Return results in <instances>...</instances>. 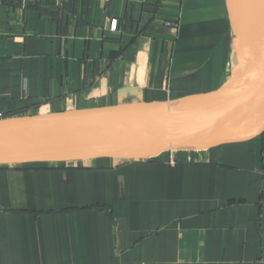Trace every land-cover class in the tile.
Returning <instances> with one entry per match:
<instances>
[{"label": "crops", "instance_id": "0c3cea01", "mask_svg": "<svg viewBox=\"0 0 264 264\" xmlns=\"http://www.w3.org/2000/svg\"><path fill=\"white\" fill-rule=\"evenodd\" d=\"M249 68L264 70V9L0 0V118L199 97ZM0 264H264V134L148 160L1 166Z\"/></svg>", "mask_w": 264, "mask_h": 264}, {"label": "water", "instance_id": "95a60500", "mask_svg": "<svg viewBox=\"0 0 264 264\" xmlns=\"http://www.w3.org/2000/svg\"><path fill=\"white\" fill-rule=\"evenodd\" d=\"M230 14L264 0H227ZM264 134V70L247 69L227 90L171 101L134 102L0 118V167L27 163L148 160Z\"/></svg>", "mask_w": 264, "mask_h": 264}, {"label": "trees", "instance_id": "16d2710c", "mask_svg": "<svg viewBox=\"0 0 264 264\" xmlns=\"http://www.w3.org/2000/svg\"><path fill=\"white\" fill-rule=\"evenodd\" d=\"M106 159H110V158H106ZM60 165L61 164H64V163H59ZM29 165H49V163H46V162H36V163H27L25 164V166H29Z\"/></svg>", "mask_w": 264, "mask_h": 264}, {"label": "built area", "instance_id": "2783aa9c", "mask_svg": "<svg viewBox=\"0 0 264 264\" xmlns=\"http://www.w3.org/2000/svg\"><path fill=\"white\" fill-rule=\"evenodd\" d=\"M168 24H173V23H171V22H168Z\"/></svg>", "mask_w": 264, "mask_h": 264}]
</instances>
